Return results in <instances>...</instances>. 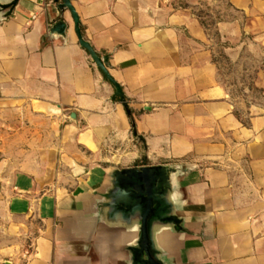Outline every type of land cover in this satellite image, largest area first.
Segmentation results:
<instances>
[{"label": "crops", "instance_id": "crops-1", "mask_svg": "<svg viewBox=\"0 0 264 264\" xmlns=\"http://www.w3.org/2000/svg\"><path fill=\"white\" fill-rule=\"evenodd\" d=\"M70 1L124 100L60 0L0 9V264H127L92 192L111 167L159 164L188 167L185 231L159 237L170 264H264V111L238 113L215 51L259 57L264 95V0Z\"/></svg>", "mask_w": 264, "mask_h": 264}, {"label": "water", "instance_id": "water-1", "mask_svg": "<svg viewBox=\"0 0 264 264\" xmlns=\"http://www.w3.org/2000/svg\"><path fill=\"white\" fill-rule=\"evenodd\" d=\"M17 1H0V9L7 10L5 17L11 15ZM59 6L70 11L80 45L113 84L116 96L124 100L121 87L107 70V56L100 57L83 39L71 1L60 0ZM66 28L67 23L58 20L49 28V34L64 37ZM186 171L188 167L179 164L111 167L104 185L92 192L99 226L110 241H120L118 250L125 255L127 264H170L159 237L164 230L185 231L175 193L176 175Z\"/></svg>", "mask_w": 264, "mask_h": 264}, {"label": "rangeland", "instance_id": "rangeland-1", "mask_svg": "<svg viewBox=\"0 0 264 264\" xmlns=\"http://www.w3.org/2000/svg\"><path fill=\"white\" fill-rule=\"evenodd\" d=\"M220 9L218 6L201 9L205 24H212L218 19ZM246 49H243L239 58L232 60L224 54L222 43H217L215 47L219 63V80L231 94L238 113L243 117L249 113L264 111V95L261 89L255 86L256 70L261 65V60Z\"/></svg>", "mask_w": 264, "mask_h": 264}]
</instances>
